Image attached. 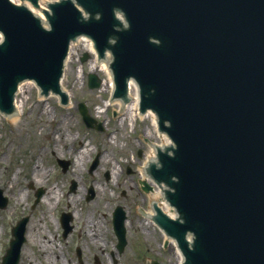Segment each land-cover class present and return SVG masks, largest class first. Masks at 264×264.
<instances>
[{
    "label": "water",
    "instance_id": "1",
    "mask_svg": "<svg viewBox=\"0 0 264 264\" xmlns=\"http://www.w3.org/2000/svg\"><path fill=\"white\" fill-rule=\"evenodd\" d=\"M78 1L100 19L82 21L62 1L51 5L45 30L24 7L0 0V109L11 108L17 80L33 78L45 92H60L71 36L89 34L102 52L115 33V95L135 76L141 107L170 122L166 129L177 145L173 157L159 153L162 168L152 172L156 179L178 178L169 181L168 200L184 221L162 214L158 221L177 239L184 264H264V0ZM114 6L125 12L129 29L112 27ZM94 81L90 75L91 86ZM21 108L17 94L9 114L18 117ZM20 224L3 264H16ZM188 230L195 235L192 249Z\"/></svg>",
    "mask_w": 264,
    "mask_h": 264
},
{
    "label": "rangeland",
    "instance_id": "2",
    "mask_svg": "<svg viewBox=\"0 0 264 264\" xmlns=\"http://www.w3.org/2000/svg\"><path fill=\"white\" fill-rule=\"evenodd\" d=\"M84 70H88L87 66H84ZM64 85L71 92V106L58 104L55 96L45 99V96L38 95V88L31 83L18 91V103L22 104L18 120L13 123L0 114V188L3 195L8 197L6 207L0 209V264L8 239L11 238V227L24 216L29 218L25 236L27 227H30V232L22 246L23 248L26 245L27 252L24 255L21 250L18 264H51L49 261L52 264H75L72 247L80 243V239H76L79 238L78 234L71 241L60 239L58 217L60 211L65 209H77L81 212V219L75 218L73 224L80 237L85 239L86 248L90 250L86 257L88 264H148L150 259H157L164 264H179L174 245L166 250L153 247L151 254H141L142 245H139L141 239L138 235H147L149 245H155V242L161 244L163 238L156 231L151 238L135 222V229L129 233V241L122 255L114 258L111 256L114 236L109 224L105 225L108 216L104 219L103 212L110 208L107 205L109 200L110 205L117 202L124 204L131 217L135 203L140 204L143 199L144 195L133 186L138 177L136 174H128L126 170L127 166L130 171L136 170L137 164L130 162L131 156L135 157L137 149L143 150L142 147H145L141 134L143 124L136 121L133 130L125 120L111 117L112 107L104 113H96V107L102 104L106 93H102L100 97L98 91L89 90L86 84L81 87L70 77ZM79 102L86 104L92 116L97 118L99 115L100 119L109 120L103 132L85 127L77 108ZM82 144L88 149L84 154L79 152ZM97 153L100 154L99 167L89 174V164ZM56 157L69 158L72 161L71 168L66 173L61 172ZM35 164L48 171L42 176V185L32 181ZM72 179L78 183L75 192L68 191ZM90 185L96 192L95 200L84 205L81 202L84 201L86 189ZM53 186L57 187L60 197L56 203L51 204L55 200H46L44 197L47 191L46 198L51 197ZM42 187L46 192L35 203V191ZM21 189L27 194L25 199L17 201L16 197ZM123 189L130 193L126 198L120 195ZM93 203H97V206ZM67 204H70V208ZM89 209L92 210L87 212ZM90 215L95 221L91 228L105 230L103 237L92 238L84 230H80L87 218L90 221ZM99 250H103V254ZM94 252L99 262L95 261ZM47 254H51L49 261L46 259Z\"/></svg>",
    "mask_w": 264,
    "mask_h": 264
},
{
    "label": "bare ground",
    "instance_id": "3",
    "mask_svg": "<svg viewBox=\"0 0 264 264\" xmlns=\"http://www.w3.org/2000/svg\"><path fill=\"white\" fill-rule=\"evenodd\" d=\"M32 11H33V13H35V15H38L39 17H41L42 18V14L38 11V10H36V9H33V8H31L30 6H28ZM80 44H82L87 50H89V47H88V44H86V43H80ZM74 49V48H73ZM84 49V48H83ZM72 56V54L70 55V57ZM88 61H89V68L91 69V71H93V70H98V71H102V72H104V73H106L108 76L111 74V70L108 68V66H107V64H105L104 62H101V63H98V58L97 57H95V56H93L92 57V59H88ZM67 65H69V64H67ZM108 81V85L111 87V85H112V80L110 79V76H109V79H107ZM29 87V86H28ZM28 87H26V89L28 90ZM101 88V87H100ZM20 90V89H19ZM100 92H104V91H106V89L105 88H101L100 90H99ZM67 96L69 97V98H71V92L70 91H67ZM43 97V96H42ZM49 97H51V96H49V95H46V97H45V99H48ZM43 99V98H42ZM124 101V100H123ZM112 102H114V103H116L118 106H119V108L121 109V110H123V111H125V113H127L128 114V118L131 120V121H135V118H136V116H137V112H136V110L133 108V105H132V103L131 102H129V103H127L126 101H124L125 102V104H122L121 102H120V100L119 99H117V100H113V99H111V100H102V104L99 106V107H96V110L98 111V113H102V112H104L105 111V109H106V107L109 105V104H111ZM127 103V104H126ZM18 105H22V104H19L18 103ZM68 105L69 106H71L72 105V102L71 101H69L68 102ZM21 111H22V108H21V110H20V113H19V115H18V117H16V116H13V115H11V114H3V116L4 117H7V119H9V121H11V122H13V123H15L17 120H18V118H19V116H20V114H21ZM144 119H146V117H144L143 118V120ZM130 123V122H129ZM104 124H106V123H104ZM153 128H154V126H153ZM80 153H82V154H84L88 149H87V147H85V145L84 144H82L81 145V147H80ZM147 151H149V149H147ZM88 152V151H87ZM79 157V156H78ZM47 172L48 171H44V169L42 170V168L39 166V164H35V166H34V170H33V172H32V181L34 182V183H36V184H40V185H42V176L44 175V174H47ZM141 175L142 176H145L144 178L145 179H147V180H149L148 178H146L147 176L144 174V172H141ZM151 185H152V187L154 186V184L153 183H150ZM57 187L56 186H53V188H52V190H51V197L50 198H46V196H47V193H48V191L46 192V196L44 197L46 200H49V199H53V200H55V202H52L51 204H53V203H56V200H58L59 199V194H58V190L56 189ZM154 191H153V194L154 195H156L157 196V194H159V190H158V188L155 186L154 187ZM157 191V192H156ZM26 191L24 190V189H21V190H19V192H18V195H17V197H16V199H17V201H21V200H23V199H25V197H26ZM35 195H37V193H35ZM148 196H151V194H149ZM43 198V196L40 198V200ZM141 212H142V214L144 215L143 217H144V220H143V222L141 223V226H147V225H149V224H151L150 222H151V217L149 216V214H147V212H145V210H141ZM29 232H30V227H27V234H26V237L28 238L29 237ZM50 246H52L51 245V242H50ZM41 248V247H40ZM43 249L45 248V247H42ZM42 250V249H41ZM179 250L177 249V257H178V259H179V262H181L182 261V256L180 255V253L178 252ZM22 252L24 253V255L26 254V252H27V249H26V245H24V247L22 248ZM50 257H51V254H47L46 255V259H48V261L49 260H51L50 259ZM51 264H52V261H49Z\"/></svg>",
    "mask_w": 264,
    "mask_h": 264
},
{
    "label": "flooded vegetation",
    "instance_id": "4",
    "mask_svg": "<svg viewBox=\"0 0 264 264\" xmlns=\"http://www.w3.org/2000/svg\"><path fill=\"white\" fill-rule=\"evenodd\" d=\"M107 203H108V202H107ZM113 207H114V205H113ZM72 228H73V227H71V230H72ZM147 253H148V252H146V254H147Z\"/></svg>",
    "mask_w": 264,
    "mask_h": 264
}]
</instances>
